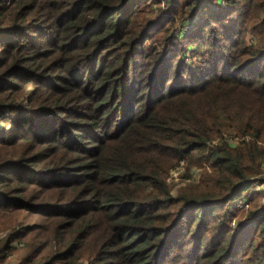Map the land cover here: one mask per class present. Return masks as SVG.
<instances>
[{
	"label": "trees",
	"instance_id": "1",
	"mask_svg": "<svg viewBox=\"0 0 264 264\" xmlns=\"http://www.w3.org/2000/svg\"><path fill=\"white\" fill-rule=\"evenodd\" d=\"M163 1L0 0V264H264L259 198L248 237L230 209L264 184V0L207 13L170 87L168 36L207 1ZM182 162L209 166L175 195Z\"/></svg>",
	"mask_w": 264,
	"mask_h": 264
},
{
	"label": "rangeland",
	"instance_id": "2",
	"mask_svg": "<svg viewBox=\"0 0 264 264\" xmlns=\"http://www.w3.org/2000/svg\"><path fill=\"white\" fill-rule=\"evenodd\" d=\"M163 1V0H161ZM207 3L205 6V11H200L197 14H194L191 16L192 18H184L182 23H180L176 27V31H172L171 35L168 36V45L166 48H168L169 55L165 56L168 57L165 59L163 63L164 68V77L162 79V84L166 87H170L175 80V62H178L180 60H183L188 65H194L197 67V65L205 59L206 53H204V50L206 49L204 46L198 45L196 42L192 41L191 39L185 38L188 35H191L201 23H203L206 19V14H212L214 16L216 13H220L219 10H217L218 7L225 6V0H206ZM218 5V7H217ZM147 9L150 10V14L152 15H160L163 18L168 17V11H167V3L165 0L162 4H155L154 2H150L147 5ZM190 9L188 10V12ZM187 12V13H188ZM186 13V14H187ZM217 15V14H216ZM217 21L213 22L215 25H218L216 23ZM163 40V39H162ZM259 40V37L256 34H249L247 36L246 42L247 44H251V41L253 43H257ZM165 43V42H164ZM152 47H159V50H157V53H154V50L151 49L150 56L148 61L156 60L159 57H162V53L160 51H163V46L158 45V42H155L151 45ZM150 46V40H148L145 44V47H151ZM146 50L145 52H147ZM181 54V55H178ZM204 56V58H202ZM170 57V58H169ZM159 58V59H160ZM202 59V60H201ZM145 62V60H144ZM144 70L145 67L143 66ZM144 72V71H143ZM133 76V74H132ZM162 74H160V77ZM133 79V77H132ZM133 82V81H131ZM160 91L163 92L162 86H160ZM160 92V93H161ZM8 125V124H6ZM13 127V125H8L7 129H10ZM232 134L227 136L228 144L231 145V147L235 146L236 142L232 139ZM222 142V140H221ZM209 163H196L191 168L190 171L187 169V164L181 163L180 166L176 167L175 169H172L170 171V175L168 178V182L171 185L172 192L177 195L179 192V189H182L186 184H198L201 179V174L204 172V169H208ZM190 175V176H189ZM189 177V178H188ZM256 196L259 198V204L264 209V184H261L259 182H255L250 184L249 188L242 192L241 197L238 199H235L232 201V204L230 206V209L232 212L235 213V216L238 217V219H241L243 221L240 224V229H236V223H231L232 229L234 232V235L236 233H247L246 236L248 237L253 229V222H250L249 214L251 213V207L252 202L251 199ZM191 210H188L187 213H190ZM237 214V215H236ZM262 216L258 215L257 218H261ZM248 218V219H247ZM187 228L186 224H183L181 226V230ZM3 230L0 226V243H2L6 239V234L1 233ZM25 252V250H23ZM87 261L86 259H80L79 264H87L84 261Z\"/></svg>",
	"mask_w": 264,
	"mask_h": 264
}]
</instances>
